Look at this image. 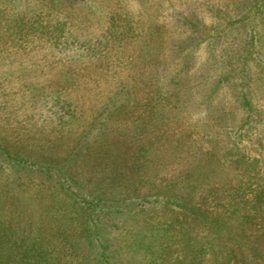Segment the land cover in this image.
<instances>
[{"label":"rangeland","instance_id":"1","mask_svg":"<svg viewBox=\"0 0 264 264\" xmlns=\"http://www.w3.org/2000/svg\"><path fill=\"white\" fill-rule=\"evenodd\" d=\"M241 1L0 0V144L18 157L0 166V217L40 231L52 264H95L97 248L86 237L95 195L135 199L197 167L236 173L238 166L222 164L236 140L264 175L261 64L250 59V114L237 105L236 71L213 93L201 92L244 54L246 19L228 24L225 16L242 12ZM190 7L206 30L179 47V13ZM114 15L130 26L119 38L110 33ZM70 32L77 45L59 44ZM80 41L101 45V54ZM185 63L188 71L176 72ZM178 87L190 98L180 101ZM221 190L209 181L197 198L206 195L204 207L219 210ZM190 217L156 203L119 220L122 264H141V250L130 252L134 235L155 237L166 227L172 235L205 233ZM5 250L20 257L15 246Z\"/></svg>","mask_w":264,"mask_h":264},{"label":"trees","instance_id":"2","mask_svg":"<svg viewBox=\"0 0 264 264\" xmlns=\"http://www.w3.org/2000/svg\"><path fill=\"white\" fill-rule=\"evenodd\" d=\"M237 4L241 6L239 10L242 12L226 13L225 16H228V24L246 19L244 54L229 71H224L222 68L221 73L224 72V76L218 79L216 77L212 87L202 88L201 92L204 93L209 88L208 92L213 93L215 89L213 85H217L221 82V78H228L234 73L233 71H236L241 77L237 83L239 84L237 105L250 114L253 110L256 111L250 93L246 89V79L252 75L250 59L254 61L256 59L264 69V33L259 31L261 28L257 25L258 22L259 26L264 28V0H243ZM199 15L198 8L191 7L179 13V25L184 32V36L178 38L179 47L202 37L205 33L204 22ZM218 16L223 17L219 14ZM116 17L115 15L112 17L114 27L110 33L115 38H119L127 34L130 26L123 24ZM199 29L200 33L196 32ZM66 35L67 39L59 41V44L63 42L66 47L77 45L74 38L69 39L71 32ZM84 44L83 41L78 43L85 51L87 49V52H94L95 56L101 54L98 50L101 45L96 48L95 45ZM185 61L187 62V58ZM188 68V63H185V67L182 65L176 72L188 71ZM175 83L178 84V80ZM180 91V88L176 90L180 101L190 98L189 92L181 96ZM237 142L238 140L229 149L232 155H224L226 157L222 163L238 166L239 171L236 173L228 174L227 169L223 171L222 168L216 173H210L204 168L197 167L187 172L186 176L173 180L176 182H167L157 191L144 193L136 196L135 199L123 201L111 199L108 202L110 199L95 195L94 203L91 202L94 211L91 213L90 208L87 212L90 218L86 223L87 240L93 248L94 245L97 248L95 264H122L125 255L115 247L117 239L114 228H119V220L152 207L156 203L189 213L191 222L205 229V233L172 235L170 228L166 227L159 236L146 237L147 233L134 235L130 244L135 247L130 252L134 254L141 250V264H264V175L256 165L259 161L258 157L250 158L242 155L243 147ZM17 158L16 154L0 144V166L4 163L9 164L10 160ZM235 178L239 179L238 187L233 185L225 187L226 182ZM209 181L213 183L219 181L221 185L223 199L221 202L224 203L219 206V210L213 211L204 207L207 202L206 195L200 196L201 201H199L200 197L197 198L198 191ZM245 182L247 187L243 186ZM150 195L155 198L151 199ZM6 243L17 247L20 253L17 261L16 253H10L11 250L2 251ZM45 244H47L45 236H42L35 227L29 228L28 231L23 228L20 230L0 217V264H52V255Z\"/></svg>","mask_w":264,"mask_h":264}]
</instances>
